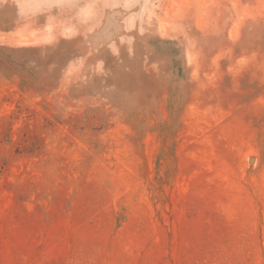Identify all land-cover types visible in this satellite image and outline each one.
I'll list each match as a JSON object with an SVG mask.
<instances>
[{
	"label": "rangeland",
	"instance_id": "obj_1",
	"mask_svg": "<svg viewBox=\"0 0 264 264\" xmlns=\"http://www.w3.org/2000/svg\"><path fill=\"white\" fill-rule=\"evenodd\" d=\"M0 264H264V0H0Z\"/></svg>",
	"mask_w": 264,
	"mask_h": 264
},
{
	"label": "trees",
	"instance_id": "obj_2",
	"mask_svg": "<svg viewBox=\"0 0 264 264\" xmlns=\"http://www.w3.org/2000/svg\"><path fill=\"white\" fill-rule=\"evenodd\" d=\"M172 100V103H170L171 105H169V110H170V114H171V118L173 119V121H175V117L177 116L176 112L178 111V107H176L175 109L172 108L171 106H176V103H178L177 101H173V100H176L175 97L173 96L172 98H170ZM138 127L140 128V130H142V133L145 132L147 130V124H144L142 122H139L138 124ZM168 125V124H167ZM166 125V126H167ZM171 125H174V124H171ZM164 125V128L166 127ZM169 127H171L170 125H168ZM164 128L160 131L161 133V136H162V142H165L166 139H164V137L168 136L170 137L171 135H173V128H172V131L170 128L166 127L165 131H164ZM167 153V151L165 152ZM173 151H169L167 154L168 155H172Z\"/></svg>",
	"mask_w": 264,
	"mask_h": 264
},
{
	"label": "crops",
	"instance_id": "obj_3",
	"mask_svg": "<svg viewBox=\"0 0 264 264\" xmlns=\"http://www.w3.org/2000/svg\"><path fill=\"white\" fill-rule=\"evenodd\" d=\"M76 42H77V41H76ZM19 66L24 67V65H19ZM8 78H11V75H9ZM8 78H7V79H8ZM41 87H42V88L44 87V89H47V88H48V87H47V84H44V83H43V85L41 84Z\"/></svg>",
	"mask_w": 264,
	"mask_h": 264
}]
</instances>
